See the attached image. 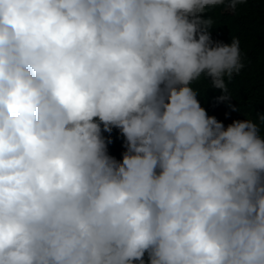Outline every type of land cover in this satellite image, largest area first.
Listing matches in <instances>:
<instances>
[{
    "label": "clouds",
    "instance_id": "9594fccd",
    "mask_svg": "<svg viewBox=\"0 0 264 264\" xmlns=\"http://www.w3.org/2000/svg\"><path fill=\"white\" fill-rule=\"evenodd\" d=\"M243 2L0 0V264H264V113L192 87L231 97L202 14Z\"/></svg>",
    "mask_w": 264,
    "mask_h": 264
},
{
    "label": "trees",
    "instance_id": "16d2710c",
    "mask_svg": "<svg viewBox=\"0 0 264 264\" xmlns=\"http://www.w3.org/2000/svg\"><path fill=\"white\" fill-rule=\"evenodd\" d=\"M213 19L209 29L214 42L230 44L232 38L240 41L241 62L244 67L234 74L231 81L225 78L231 97L220 101L222 91L211 87L210 78L202 76L193 82L197 99L209 116H214L225 127L234 120L251 119L259 124L258 113H264V0H244L235 12L224 5L208 7L202 18ZM233 108L238 110H233ZM264 135V125H261ZM110 135L112 143L108 145L109 155L122 160L125 151L124 140L118 129L104 133Z\"/></svg>",
    "mask_w": 264,
    "mask_h": 264
}]
</instances>
